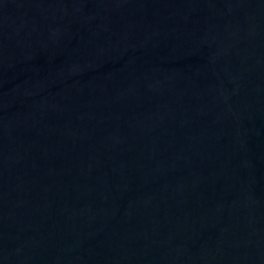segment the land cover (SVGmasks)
<instances>
[{
    "label": "water",
    "instance_id": "1",
    "mask_svg": "<svg viewBox=\"0 0 264 264\" xmlns=\"http://www.w3.org/2000/svg\"><path fill=\"white\" fill-rule=\"evenodd\" d=\"M0 264H264V0H0Z\"/></svg>",
    "mask_w": 264,
    "mask_h": 264
}]
</instances>
